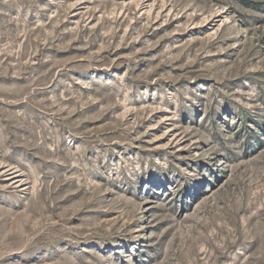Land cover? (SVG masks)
<instances>
[{"label":"rangeland","instance_id":"1","mask_svg":"<svg viewBox=\"0 0 264 264\" xmlns=\"http://www.w3.org/2000/svg\"><path fill=\"white\" fill-rule=\"evenodd\" d=\"M0 264H264V0H0Z\"/></svg>","mask_w":264,"mask_h":264}]
</instances>
